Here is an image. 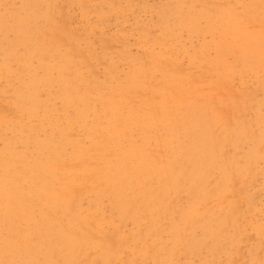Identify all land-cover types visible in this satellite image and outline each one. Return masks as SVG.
<instances>
[{
    "label": "bare ground",
    "instance_id": "6f19581e",
    "mask_svg": "<svg viewBox=\"0 0 264 264\" xmlns=\"http://www.w3.org/2000/svg\"><path fill=\"white\" fill-rule=\"evenodd\" d=\"M5 1L0 34L16 33L0 38V74L6 59H21L24 74L6 77L16 89L0 104V264H166L190 234L183 226L207 212V175L226 173L209 150L219 145L211 130L220 121L211 96L187 106L184 76L155 84L139 74L154 64L90 79L48 40L35 58L21 34L33 29L41 0H9L15 12ZM123 240L134 245L131 258Z\"/></svg>",
    "mask_w": 264,
    "mask_h": 264
},
{
    "label": "rangeland",
    "instance_id": "374dc122",
    "mask_svg": "<svg viewBox=\"0 0 264 264\" xmlns=\"http://www.w3.org/2000/svg\"><path fill=\"white\" fill-rule=\"evenodd\" d=\"M7 2L6 8L18 10L17 1L10 8ZM38 3V14L29 20L33 29L18 23L26 29L21 35L28 37L35 58L40 41L48 40L62 57L74 60L72 54L90 79L111 77L110 69L128 72L133 64H154L139 74L154 76L155 84L162 75L184 76L191 84V98L184 99L187 106L202 107L203 96H211L210 108L220 121L211 130L219 145L209 150H214L216 168L226 173L218 176L214 169V179L207 175L210 184L202 195L203 205L209 199L207 212L183 226L190 234L181 243V252L166 264H264V0ZM220 10L223 17L217 21ZM14 30L4 27L0 38L12 41ZM6 60L10 68L0 74V104H9L16 89L9 87L6 77L24 74L21 59ZM229 163L242 173H233ZM214 197L225 201L218 205ZM123 241L131 247L125 258H131L134 245Z\"/></svg>",
    "mask_w": 264,
    "mask_h": 264
}]
</instances>
